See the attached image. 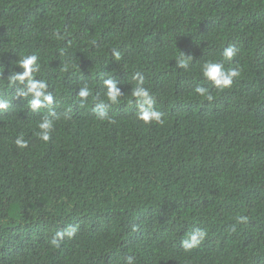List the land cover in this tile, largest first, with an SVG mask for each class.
Segmentation results:
<instances>
[{
    "label": "trees",
    "instance_id": "trees-1",
    "mask_svg": "<svg viewBox=\"0 0 264 264\" xmlns=\"http://www.w3.org/2000/svg\"><path fill=\"white\" fill-rule=\"evenodd\" d=\"M30 55L53 97L36 111L9 81ZM138 86L163 123L137 118ZM0 100V264H264V0H0Z\"/></svg>",
    "mask_w": 264,
    "mask_h": 264
},
{
    "label": "clouds",
    "instance_id": "clouds-1",
    "mask_svg": "<svg viewBox=\"0 0 264 264\" xmlns=\"http://www.w3.org/2000/svg\"><path fill=\"white\" fill-rule=\"evenodd\" d=\"M237 49L233 46H228L223 51V57L227 60H231L236 55ZM113 55L118 60L120 58L119 52H114ZM182 57L191 58V56H185L182 53ZM38 57L36 55H30L21 58L17 61V64L20 68L23 69L21 73L14 72L13 75L9 77V81L12 83L20 82L24 87L18 89L17 94L20 97H27L30 94L33 96V99L30 101L29 106L33 111L40 109L46 105H51L53 103V97L51 94L46 92L47 85L44 81H36L33 77L34 74L39 70V65L37 63ZM178 66L181 68H187V61L183 58L178 60ZM203 76L212 82V84L218 88H229L233 83L234 77L239 75V72L235 69L226 70L223 67V64L216 62H207L204 64ZM139 75V74H137ZM142 82V81H141ZM104 85L107 89V98L112 104L119 103V98L121 97V91L117 88L116 82L109 78L104 81ZM195 92L200 96H208L211 99V96L208 93V90L205 87L197 86ZM90 95V89L85 86L79 91V96L81 98H87ZM131 95L136 97L138 100V112L137 118L142 120L145 123H150L155 121L157 123H163L162 113L155 110L153 107L154 100L150 95L149 91L143 87H136ZM8 101L0 100V110L8 108ZM96 111L97 117L99 119L108 118L107 111L100 109H94ZM41 131L38 133L40 139L43 141H48L50 136L49 132L52 128V121L45 117L38 125ZM16 145L20 148L27 147V142L22 138H17L15 141ZM244 219V217H241ZM78 226H69L64 231H58L56 236L52 239L51 243L57 245L60 239H63L64 236L69 238L73 237L77 231ZM206 232L201 229H195L189 234V239L182 241V246L186 250L197 247L201 241L205 238ZM128 264H132L131 257L128 258Z\"/></svg>",
    "mask_w": 264,
    "mask_h": 264
}]
</instances>
